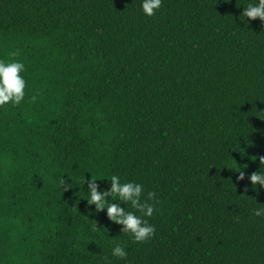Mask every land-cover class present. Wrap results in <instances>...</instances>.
<instances>
[{
	"label": "trees",
	"instance_id": "16d2710c",
	"mask_svg": "<svg viewBox=\"0 0 264 264\" xmlns=\"http://www.w3.org/2000/svg\"><path fill=\"white\" fill-rule=\"evenodd\" d=\"M252 2L146 16L141 0H0V59L26 69L24 101L0 107V264H264V188L248 179L264 172V22L239 18ZM113 174L155 203L150 240L89 214L88 180Z\"/></svg>",
	"mask_w": 264,
	"mask_h": 264
},
{
	"label": "clouds",
	"instance_id": "9594fccd",
	"mask_svg": "<svg viewBox=\"0 0 264 264\" xmlns=\"http://www.w3.org/2000/svg\"><path fill=\"white\" fill-rule=\"evenodd\" d=\"M163 3V0H141V9L146 16L155 14ZM240 20L247 23L259 18L264 22V0H254L247 7H243L240 14ZM8 57H18L19 50L9 52ZM25 64L19 59H0V107L11 104L19 106L25 98L26 80L22 75L25 72ZM30 99L35 102L37 97L31 96ZM260 167L264 165V156L259 157ZM245 176L243 171L239 172L237 179L242 180ZM110 187L101 190L96 183L97 179L91 176L87 182V197L84 198L89 206V214L105 211L107 218L121 225V232L128 233L133 242L143 243L150 240L156 229L155 225L150 224L147 219L142 217H151L155 210V203H148L142 200L144 186L134 181L121 182V178L113 174L110 178ZM251 185L255 188L257 185L264 188V172L254 171L248 175ZM85 183V180H84ZM148 199L155 200V192H148ZM119 201V202H117ZM125 207H122L121 204ZM158 203V201H156ZM131 205L133 209L139 211L141 215H136L133 211H126V207ZM256 216H264V208H257L254 211ZM113 257L126 259L127 252L122 245L117 244L111 250Z\"/></svg>",
	"mask_w": 264,
	"mask_h": 264
}]
</instances>
